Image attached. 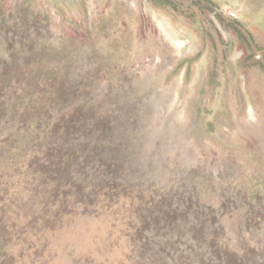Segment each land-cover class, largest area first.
Listing matches in <instances>:
<instances>
[{"label":"rangeland","instance_id":"rangeland-1","mask_svg":"<svg viewBox=\"0 0 264 264\" xmlns=\"http://www.w3.org/2000/svg\"><path fill=\"white\" fill-rule=\"evenodd\" d=\"M226 6L0 0V264H264V35Z\"/></svg>","mask_w":264,"mask_h":264},{"label":"crops","instance_id":"crops-1","mask_svg":"<svg viewBox=\"0 0 264 264\" xmlns=\"http://www.w3.org/2000/svg\"><path fill=\"white\" fill-rule=\"evenodd\" d=\"M228 4L239 12L240 20H250L257 34L264 35V0H227ZM264 42V39H262Z\"/></svg>","mask_w":264,"mask_h":264},{"label":"trees","instance_id":"trees-1","mask_svg":"<svg viewBox=\"0 0 264 264\" xmlns=\"http://www.w3.org/2000/svg\"><path fill=\"white\" fill-rule=\"evenodd\" d=\"M58 55H59V54H56V53H55V55H51L50 57H46V58L49 59V60H50V59H52V60L54 59V61H56V63L60 66L61 63H62V62L64 63L65 61H59V60H58ZM29 67H30V66H28L27 68H29ZM64 70H66V68H63V69L60 68V69H58L57 71L54 70V73H53V72H52V73L55 74L57 77H61V76H62V73L64 72ZM30 72H32V71L26 69V73H30ZM45 74H46V73H45ZM48 74H49V73H48ZM43 75H44V74H43V70H42V72L40 73V76L43 77ZM46 75H47V74H46ZM49 75H51V74H49ZM57 79H59V78H57ZM42 80H45V79L42 78ZM56 86H57V85H56ZM53 90H54V89H53ZM58 91H59V90H58Z\"/></svg>","mask_w":264,"mask_h":264},{"label":"built area","instance_id":"built-area-1","mask_svg":"<svg viewBox=\"0 0 264 264\" xmlns=\"http://www.w3.org/2000/svg\"><path fill=\"white\" fill-rule=\"evenodd\" d=\"M225 12V15L228 17V18H231V19H234L237 17V11L236 10H233V9H230V8H227Z\"/></svg>","mask_w":264,"mask_h":264}]
</instances>
